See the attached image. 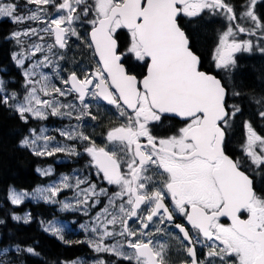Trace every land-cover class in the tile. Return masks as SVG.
I'll return each mask as SVG.
<instances>
[{"label": "snow or ice", "instance_id": "snow-or-ice-1", "mask_svg": "<svg viewBox=\"0 0 264 264\" xmlns=\"http://www.w3.org/2000/svg\"><path fill=\"white\" fill-rule=\"evenodd\" d=\"M261 5L0 0V19L12 25L2 37L11 48L0 67V113L19 122L13 147L39 160L84 161L59 176L37 166L48 183L31 190L8 185L12 207L0 226L10 213L17 229L37 223L61 245L86 244L87 264H264V72L246 82L240 62L264 60ZM104 116L98 143L86 129L95 132ZM26 202L54 213L17 211ZM77 225L84 239H67ZM39 243L0 230V264H84L49 261Z\"/></svg>", "mask_w": 264, "mask_h": 264}, {"label": "trees", "instance_id": "trees-1", "mask_svg": "<svg viewBox=\"0 0 264 264\" xmlns=\"http://www.w3.org/2000/svg\"><path fill=\"white\" fill-rule=\"evenodd\" d=\"M264 6V5H261ZM214 26V25H212ZM212 26L204 34L205 50H209L213 46L214 33H212ZM4 22H0V62L3 63L7 55V45L2 37L9 30L6 29ZM243 74L246 82L254 83L255 77L264 72V60L260 57H247L244 59ZM8 64V63H7ZM243 64V63H242ZM259 122V121H258ZM19 128V122L11 117H8L4 113H0V218H4L7 208L12 206L5 200V193L8 185H14L17 189L27 188L31 190L37 185L44 184V179L36 175L35 169L37 166L42 167L47 161L39 160L32 157L29 153L22 150H16L13 146L16 144L18 134L16 129ZM48 180V179H46ZM48 207L40 204H33L26 202L20 206L17 211L31 210L34 216L43 215L48 217ZM64 217H70L71 215H61ZM80 221L82 218L79 217ZM8 228H12L16 231V238L23 243H31L33 239L39 240L38 251H41L43 256L51 261L56 258H76L81 257L86 264L91 258L92 253L85 248L84 245L63 247L54 238H50L47 235L41 233L38 229L37 223H33L30 227H20L19 229L13 224L10 219V213L8 214L7 226H0V230L7 231ZM84 236L81 230H76L75 234H70L67 239L72 241L81 240ZM29 264H42L40 261L30 260Z\"/></svg>", "mask_w": 264, "mask_h": 264}, {"label": "flooded vegetation", "instance_id": "flooded-vegetation-1", "mask_svg": "<svg viewBox=\"0 0 264 264\" xmlns=\"http://www.w3.org/2000/svg\"><path fill=\"white\" fill-rule=\"evenodd\" d=\"M260 6H258V8H259ZM0 22H4L5 23V25L7 26L6 27V29H8V30H10L11 29V27H12V25H10L9 23H7L5 20H3V19H0ZM213 28H212V33H214V29H215V25L214 26H212ZM8 46V45H7ZM10 47H11V45H9ZM239 55V54H238ZM2 62H7V60L6 59H4V61H2ZM1 63V62H0ZM2 66H4L5 65V63H2L1 64ZM11 73H9V75H10ZM109 119H111V117H109V116H104L103 117V119L100 121V123H99V125H97L96 127H95V132H93V129L91 128V127H88L87 129H86V131L87 132H89L90 134H93V135H95L96 136V139H97V142L98 143H100V142H102L103 141V137L101 136V132H102V130H103V128L105 127V126H107V124H108V122H109ZM54 121L53 120H49V122H48V124H49V126H53L54 125ZM166 123H167V121H166ZM255 126H256V128H257V130H259L260 129V124H255ZM242 136H243V128H242V126L241 125H237V127H236V129L234 130V136H233V143L235 144L237 141H240L241 139H242ZM47 162L42 166V167H46L47 165H49V164H51L53 167H54V169H55V175H58V174H60L61 172H68V171H70L72 168H74V167H80V166H82L83 165V163H84V161L83 160H81L80 162H79V164H71V163H69V164H61V163H57L56 162V160L54 159V158H47V159H45ZM37 175V174H36ZM53 212H54V210H53ZM84 219H87L86 217H84ZM61 245V244H60ZM84 246H85V248L87 249V251H88V255H89V251H91L88 247H87V245L86 244H83ZM63 247H70V246H64V245H62ZM71 246H75V245H71ZM92 253V252H91ZM92 255H94L93 253H92ZM113 259H115V258H113ZM124 264H126V262H124Z\"/></svg>", "mask_w": 264, "mask_h": 264}]
</instances>
